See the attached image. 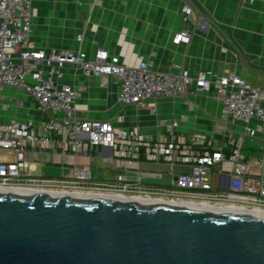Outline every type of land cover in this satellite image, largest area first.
Returning <instances> with one entry per match:
<instances>
[{"label":"built area","instance_id":"obj_1","mask_svg":"<svg viewBox=\"0 0 264 264\" xmlns=\"http://www.w3.org/2000/svg\"><path fill=\"white\" fill-rule=\"evenodd\" d=\"M238 1L264 4V0ZM182 10L186 20L190 10L186 1ZM31 11V0H0V95L5 87L19 88L48 119L38 123H0V188L112 194L182 204L207 202L217 207L264 212V155L247 159L242 153L243 135L264 133L262 87L233 72L217 75L204 70L192 74L176 65L157 71L142 58L137 65H129L103 48L90 55L79 47L38 49L29 41ZM82 38L80 31L75 37L77 44ZM173 41L188 43L189 33L181 30ZM68 66L86 77L98 78L101 87L109 78L115 79L116 100L123 105L143 107L157 98L209 94L230 118L243 123L242 136L214 139L209 135L179 133L176 118L159 121L162 130L152 134L136 126L117 127L107 120L79 119L74 106L79 91L62 83L63 70ZM252 121L256 124L252 125ZM102 147L110 148L113 158L127 165L143 159L187 169L173 172L169 186L150 188L127 181L121 174L112 180H92L86 166H73L67 178L30 173L29 152L67 154L73 158L91 156Z\"/></svg>","mask_w":264,"mask_h":264},{"label":"crops","instance_id":"obj_2","mask_svg":"<svg viewBox=\"0 0 264 264\" xmlns=\"http://www.w3.org/2000/svg\"><path fill=\"white\" fill-rule=\"evenodd\" d=\"M184 1L31 0L29 41L35 48L46 50H76L79 47L86 55L103 48L129 65H137L141 58L147 60L157 71L176 65L192 74L204 70L217 75L233 72L264 89V4L192 0L209 15L213 23H208L195 11L191 19L186 15L184 20ZM181 30L189 33L188 43L173 41V36ZM80 31L83 38L77 44L75 37ZM235 47L241 50L254 70L240 63ZM62 83L79 91L74 104L79 119L107 120L117 127L136 126L152 134L162 130L159 121L176 118L179 133L209 135L214 139L242 136L243 123L230 118L206 93L157 98L143 107H136L116 100L118 84L113 78L101 87L98 78L86 77L80 70L68 66L63 70ZM1 93L0 123H38L48 119L21 89L5 87ZM256 134L242 136V153L247 159L264 155L261 149L264 133ZM27 159L31 163L30 173L39 177L67 178L73 166H86L92 180H112L121 174L125 180L139 182L148 188L170 185L173 172L187 169L143 159L127 165L115 160L108 147L98 148L91 156L73 158L67 154L29 152Z\"/></svg>","mask_w":264,"mask_h":264},{"label":"water","instance_id":"obj_3","mask_svg":"<svg viewBox=\"0 0 264 264\" xmlns=\"http://www.w3.org/2000/svg\"><path fill=\"white\" fill-rule=\"evenodd\" d=\"M185 1L188 19L195 11L213 23ZM0 264H264V218L0 189Z\"/></svg>","mask_w":264,"mask_h":264},{"label":"bare ground","instance_id":"obj_4","mask_svg":"<svg viewBox=\"0 0 264 264\" xmlns=\"http://www.w3.org/2000/svg\"><path fill=\"white\" fill-rule=\"evenodd\" d=\"M1 190H8V191H22V192H30V193H38V194H50V195H72V196H89V197H105L110 199H123V200H132V201H148V202H155V203H161V204H179L184 206H190L200 209H206V210H213L217 212L222 213H230V214H239V215H245V216H251V217H261L264 218V212L261 211H245V210H239L237 208H232L229 206H214L209 205L203 202H193V203H173V202H164L158 199H143L140 197H129V196H120V195H112V194H89V193H75V192H52V191H38V190H29V189H8V188H0Z\"/></svg>","mask_w":264,"mask_h":264},{"label":"rangeland","instance_id":"obj_5","mask_svg":"<svg viewBox=\"0 0 264 264\" xmlns=\"http://www.w3.org/2000/svg\"><path fill=\"white\" fill-rule=\"evenodd\" d=\"M93 177H96V173H93ZM169 184H165V186H168Z\"/></svg>","mask_w":264,"mask_h":264}]
</instances>
